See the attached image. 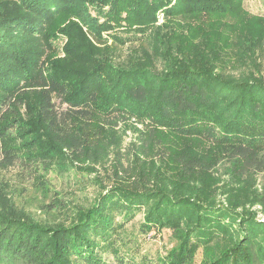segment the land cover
Returning <instances> with one entry per match:
<instances>
[{
  "label": "trees",
  "instance_id": "1",
  "mask_svg": "<svg viewBox=\"0 0 264 264\" xmlns=\"http://www.w3.org/2000/svg\"><path fill=\"white\" fill-rule=\"evenodd\" d=\"M243 1L0 0V168L100 188L62 223L0 187V264H137L138 213L177 242L160 264H264V77L217 70L237 27L264 34Z\"/></svg>",
  "mask_w": 264,
  "mask_h": 264
},
{
  "label": "rangeland",
  "instance_id": "2",
  "mask_svg": "<svg viewBox=\"0 0 264 264\" xmlns=\"http://www.w3.org/2000/svg\"><path fill=\"white\" fill-rule=\"evenodd\" d=\"M243 6L253 15L264 16V0H244ZM227 19L233 23L236 17H227ZM158 20V24L164 22L162 14L159 15ZM240 24L241 22H237V25ZM66 41L64 39L57 42L60 50L57 58L65 56L63 45ZM126 47L121 50L123 59L128 52ZM221 57L222 61L217 70L224 76H239L242 73L252 72L257 77H264V34L252 37L247 29L237 27L230 40L221 43ZM139 127L143 128V125ZM131 136V132L128 131L126 142L131 140ZM226 166L227 163L221 160L214 167L215 173L223 179ZM94 176L77 173L75 170L62 173L58 170H41V168L18 165L7 169L0 168V187L7 188L17 207L32 214L38 220L66 223L78 206H89L99 193L100 188ZM258 179L259 183L263 184L264 174H260ZM219 199L221 200L222 197ZM43 207L50 213L42 210ZM253 209L260 210L259 207ZM259 217L264 220L262 215ZM142 222L143 213H138L127 223L121 235L129 239L128 250L135 255L137 264H160V260L165 259L177 242L170 230L158 233L145 232L141 227ZM202 254L203 249H200L193 264H201ZM109 257L110 261H113V257Z\"/></svg>",
  "mask_w": 264,
  "mask_h": 264
}]
</instances>
